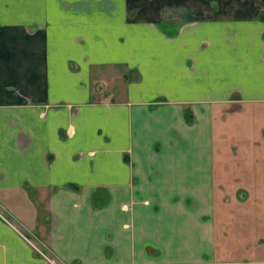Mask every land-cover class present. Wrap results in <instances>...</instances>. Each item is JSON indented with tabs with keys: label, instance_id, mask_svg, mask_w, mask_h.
Returning <instances> with one entry per match:
<instances>
[{
	"label": "crops",
	"instance_id": "crops-1",
	"mask_svg": "<svg viewBox=\"0 0 264 264\" xmlns=\"http://www.w3.org/2000/svg\"><path fill=\"white\" fill-rule=\"evenodd\" d=\"M0 264H264V0H0Z\"/></svg>",
	"mask_w": 264,
	"mask_h": 264
},
{
	"label": "rangeland",
	"instance_id": "rangeland-1",
	"mask_svg": "<svg viewBox=\"0 0 264 264\" xmlns=\"http://www.w3.org/2000/svg\"><path fill=\"white\" fill-rule=\"evenodd\" d=\"M246 254V253H245Z\"/></svg>",
	"mask_w": 264,
	"mask_h": 264
}]
</instances>
